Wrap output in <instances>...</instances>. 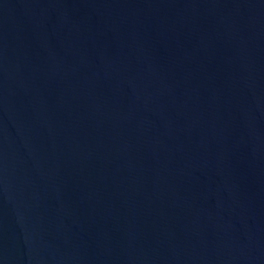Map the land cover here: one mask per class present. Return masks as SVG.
Listing matches in <instances>:
<instances>
[{
  "label": "water",
  "instance_id": "obj_1",
  "mask_svg": "<svg viewBox=\"0 0 264 264\" xmlns=\"http://www.w3.org/2000/svg\"><path fill=\"white\" fill-rule=\"evenodd\" d=\"M0 264H264V0H0Z\"/></svg>",
  "mask_w": 264,
  "mask_h": 264
}]
</instances>
